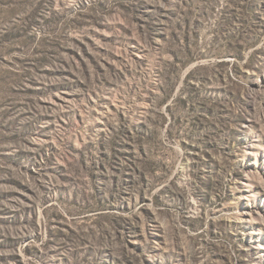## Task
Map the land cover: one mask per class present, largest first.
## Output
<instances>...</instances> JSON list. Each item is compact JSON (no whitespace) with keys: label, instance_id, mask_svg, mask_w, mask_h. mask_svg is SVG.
<instances>
[{"label":"rangeland","instance_id":"1","mask_svg":"<svg viewBox=\"0 0 264 264\" xmlns=\"http://www.w3.org/2000/svg\"><path fill=\"white\" fill-rule=\"evenodd\" d=\"M0 264H264V0H0Z\"/></svg>","mask_w":264,"mask_h":264}]
</instances>
